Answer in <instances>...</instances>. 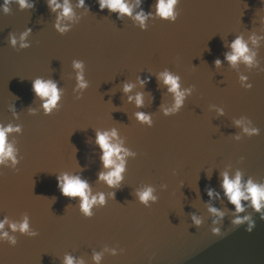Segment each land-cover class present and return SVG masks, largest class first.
<instances>
[{
	"label": "water",
	"instance_id": "obj_1",
	"mask_svg": "<svg viewBox=\"0 0 264 264\" xmlns=\"http://www.w3.org/2000/svg\"><path fill=\"white\" fill-rule=\"evenodd\" d=\"M85 2L81 8L70 0L75 15L61 33L48 0L25 8L8 0L7 12L0 0V125L20 128L7 137L15 162L0 163V220L8 219L0 232L17 241L0 238V264H64L66 255L97 264L94 253L98 264H264L262 213L251 206L235 213L219 183L225 171L264 183V0H177L175 21L153 16L145 28L100 10L96 0ZM155 5L143 0L141 7L154 14ZM238 36L250 63L224 59ZM74 61L82 62L84 88ZM165 70L188 90L167 115L174 94L157 78ZM36 77L54 79L60 89L48 114L31 89ZM138 77L150 79L142 87ZM125 83L134 85L130 92ZM138 92L141 106L128 99ZM141 112L151 124L137 119ZM111 129L130 153L115 187L97 178L107 169L95 133ZM63 173L87 180L90 196L103 193L104 204L86 216L79 197L58 189ZM147 187L157 199L146 206L137 193ZM208 187L220 197L209 198ZM236 215L250 217L251 231L248 221L232 222ZM25 217L37 236L9 226Z\"/></svg>",
	"mask_w": 264,
	"mask_h": 264
},
{
	"label": "clouds",
	"instance_id": "obj_2",
	"mask_svg": "<svg viewBox=\"0 0 264 264\" xmlns=\"http://www.w3.org/2000/svg\"><path fill=\"white\" fill-rule=\"evenodd\" d=\"M21 8L34 7V0H18ZM85 0H78V7H85ZM100 10L107 9L110 13H116L117 18L122 16H130L135 21L139 22L141 28H145V21L149 17H159L166 20L175 21L178 13L174 11L177 0H156L155 13L151 11H145L141 7L143 0H96ZM8 0H4L5 12L8 11L7 8ZM48 8L56 13V22L53 25L58 31L64 33L69 30V25L64 23L65 20H73L74 11L71 6L70 0H48ZM151 7V6H150ZM136 9H139L136 11ZM30 31V30H28ZM27 35V31L21 36V46L27 47L28 45L24 43V36ZM11 43L16 44L15 38H11ZM230 47V52L224 53V59L229 61L231 64H235L238 60L250 63L252 56L248 54V48L246 43L241 37H236L228 45ZM216 65L221 63L220 58L214 60ZM73 66L76 69H81V72L77 74L78 86L80 88L86 87V83L83 79L82 74V62L74 61ZM167 85V91L174 94V103L170 108L164 109L165 114L175 113L182 106L183 100L185 98L186 92L188 90H180L179 77L173 73L165 70L158 74L157 77ZM150 78L145 77L140 79L138 77L140 85L143 87L145 83L148 82ZM243 79V77H242ZM134 87L133 84L125 83L123 85L124 92H130ZM247 87L251 88L252 85L249 84ZM31 89L41 100V107L44 109L45 113H50L58 105V101L61 98L60 89L58 87L57 81L54 79H43L36 77L31 81ZM129 101L135 99L137 106L143 104V93H136L135 97L129 96ZM136 117L141 122H146L151 124L150 115L145 113H137ZM241 120L235 121L237 125L241 124ZM13 131H20L19 126H13L11 124L0 125V163L5 159H13V147L8 141V134ZM243 131L249 135L258 134L257 128L244 127ZM239 139V137H236ZM95 144L98 146L100 151V161L104 169L107 171H101L97 174L99 180L105 181L108 186L115 187L120 184L123 179L122 173L125 171V157L128 156L129 150L123 147L122 141L118 139L117 131L115 129L99 131L95 133ZM15 162V161H14ZM57 187L61 194L69 197L75 198L79 197L81 200L80 209L86 216H91V208L94 204H104L105 198L104 194L100 193L97 195L90 196V185L87 180L81 178L79 175H69L68 173H63L56 176ZM220 188L223 191V196L227 199L228 203L234 206L235 213H241L244 211L245 207L251 206L256 212L262 213V218H264V183H257L251 178L244 180L242 174L237 171L233 176H230L228 172H222L220 174ZM153 189L151 187L145 188L143 191L137 193L140 201L147 206V202L151 199L156 201L157 197L152 195ZM206 194L209 198H219L220 192H217L214 188L208 187L206 189ZM114 195V194H113ZM247 202V204L242 203ZM209 212L213 213L219 218L224 216L223 211L220 209L210 206ZM191 220L195 226H199L202 221L201 219L192 214ZM244 221H248V231H251L254 227V222L249 216H239L236 215L233 219L234 224H240ZM8 223L7 217L0 220V229L4 228V225ZM213 223H216L214 221ZM14 231L19 229L22 233H27L30 237H35L38 235L36 231L29 229L28 218L25 217L19 224L12 223L9 225ZM214 233H218L219 229L214 228ZM0 238H7L12 245H16L17 241L14 237H10L6 231L0 232ZM121 252L123 249L120 250ZM113 255L116 254V250H112ZM101 256L99 253H94L93 260L97 262L100 261ZM64 264H83V261L76 259L71 255H66L64 257Z\"/></svg>",
	"mask_w": 264,
	"mask_h": 264
}]
</instances>
